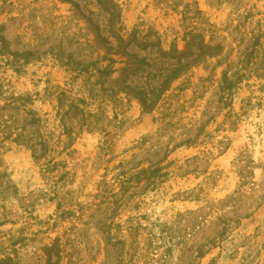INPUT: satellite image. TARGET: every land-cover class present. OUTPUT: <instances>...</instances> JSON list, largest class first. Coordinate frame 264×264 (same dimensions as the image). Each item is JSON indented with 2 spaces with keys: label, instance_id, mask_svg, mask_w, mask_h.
Returning <instances> with one entry per match:
<instances>
[{
  "label": "rangeland",
  "instance_id": "rangeland-1",
  "mask_svg": "<svg viewBox=\"0 0 264 264\" xmlns=\"http://www.w3.org/2000/svg\"><path fill=\"white\" fill-rule=\"evenodd\" d=\"M115 2L124 39L182 52L196 35L221 51L113 55L96 0H0V260L264 264V0ZM176 67L143 111L134 88Z\"/></svg>",
  "mask_w": 264,
  "mask_h": 264
},
{
  "label": "trees",
  "instance_id": "trees-1",
  "mask_svg": "<svg viewBox=\"0 0 264 264\" xmlns=\"http://www.w3.org/2000/svg\"><path fill=\"white\" fill-rule=\"evenodd\" d=\"M96 3L98 6H100V8L103 11L107 13L108 26H109L108 32L110 34V37L116 43V47H115L116 49L114 51L113 47H111L108 42L103 41L100 38L98 29L95 28L96 38L102 41L103 44L107 45V49H106L107 53L114 51L113 55L122 54V56H127L129 54L126 53V50L130 46H134L141 51H145L148 49H154L162 59L175 60L177 63H179L182 57L188 58V56H194V59H193V63H194L195 61H198L200 58L206 55L211 56L212 54H218L221 51V47L219 44L213 45L211 44V41L205 42L203 39L200 40V38L198 41H195V38H198L196 37V35H192L191 39L186 41L185 49L182 52L177 51V49H174V48L168 51H165L162 49L161 42L158 38H155L154 41H149L148 36L139 37L133 31L128 33L127 39H124L126 32L123 29L122 15H121L120 8L118 4L115 2V0H96ZM0 41L3 42L4 39L0 37ZM129 57H132V56L129 55ZM31 58H32V53L30 52L16 53L15 59H20L22 63L19 65V63L13 61L12 62L13 64L11 65L12 70L15 73H19L21 68H24V66L30 63ZM109 63L111 64L114 62L111 60L109 61ZM148 66L149 65L145 62L144 59L136 60L134 63V67L136 68H142V67H148ZM134 67H132V69H129L131 68V66L127 65V62H125L124 67L120 69V72H119L120 76H123L126 72H129L131 75H134L136 72L135 71L136 68ZM179 75H180L179 70L176 67L175 69L169 71L165 75L163 74L160 79L157 78L155 81H153V83L151 84V87H149L146 91H144L141 88L140 89L134 88L135 95L143 111L145 112L151 111L153 107L155 106L156 100L158 99V97L163 95L168 85L172 83L175 79H177ZM223 81L225 83V87L222 89V91L223 93H225V96L222 97L221 102H225V99L229 95L231 88H232V83L228 81L227 77L224 76ZM69 107L72 108V105H70ZM73 109H76V108L73 106ZM32 114L34 115L32 117L33 124L35 125L37 123H40V117H38L36 113L32 112ZM48 142L49 141L42 140V139L39 142V146L44 151L43 154L44 153L46 154L47 152H51V149H49L50 147L48 146ZM33 157L39 160L43 158V155L35 156V154L33 153ZM48 163L59 166L58 163H55V159L52 158L51 156H50V161H48ZM0 264H7V260L5 259L0 260Z\"/></svg>",
  "mask_w": 264,
  "mask_h": 264
}]
</instances>
